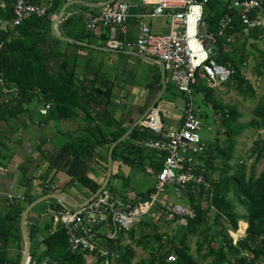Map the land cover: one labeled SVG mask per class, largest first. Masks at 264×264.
I'll return each instance as SVG.
<instances>
[{
    "label": "trees",
    "instance_id": "1",
    "mask_svg": "<svg viewBox=\"0 0 264 264\" xmlns=\"http://www.w3.org/2000/svg\"><path fill=\"white\" fill-rule=\"evenodd\" d=\"M28 1L32 3L40 2V0ZM62 5V0H50L45 16L31 18L7 31L0 29V43H2L0 49V79L2 80V84H0V122L7 123L10 120H15L19 115L30 113L29 105L33 101L37 104L42 103V105L50 104L48 113L41 117L40 123H46L52 118L72 119L77 116L78 112H82L84 116L89 117L96 108L105 107L109 102L112 94V84L106 81L105 78L83 79V81L76 83V61H74L73 57L67 56L61 46H70L77 50L87 48L63 42L52 34V16L60 10ZM12 8L13 0H0V20H10L12 18ZM226 12V3L220 0H211L206 4L207 15L205 19H207L209 30L214 32L218 38L217 50L219 53L217 62L229 68H237V63L227 52V44L219 29L220 19ZM63 23L66 26V24L71 23V20L68 19L63 21ZM238 27V19L235 18L227 32L240 33L241 30ZM64 34H67L66 36L69 38L87 43H91L90 38L96 36L100 39V46L104 47L106 45L107 36L104 33L93 36L94 34L87 31L80 34L67 31ZM251 36H258V32H252ZM54 60L61 61L53 66L52 62ZM236 74H232L230 80ZM154 84L158 86V90L162 87L158 76H155ZM4 88H15L16 93L9 94L4 92ZM200 91H205L208 97L213 92V90L206 89L203 85H199L195 90L196 93ZM212 107L218 110L222 117L226 138L221 146L218 144L217 139H213L212 142L207 141L205 155L201 158L205 178L211 188L210 190H205L203 187L190 186L183 194V197H188L190 205L196 210V217L182 227L184 232L177 244L174 243V237H168L165 242L158 235H155V238L152 239L150 237L145 238L142 231L139 233V239L136 240V244L142 245L146 249L149 248L151 251L149 258L140 264H193L191 257L187 255L186 238L187 234L193 233L199 228H202L201 234L206 242L211 244L215 240V235L206 233L208 230V210L199 209L197 199H200L203 195H207V198L210 196L209 205L216 208L215 222H218L219 218L224 219L234 231L237 230L239 220L247 223L246 236L239 241L240 247L233 248L230 245V239L227 240L228 244H225L221 238L219 239L221 244L218 249L209 247L208 253L204 255H212L214 257V260L209 264H247L245 257L237 258L235 256L243 249L250 253L252 257L264 256V239H258L264 233V171L257 179L252 176L246 178L244 166L237 164L235 173L228 174V169H230L228 161L234 154L235 138L247 126L264 128V99L260 100L256 105L254 118L249 125L239 123L240 114L235 106L213 101ZM96 114L98 115V113ZM197 114L206 121L210 119L206 114H199L198 112ZM103 118L105 119L106 115L99 114L95 119L99 123H94L93 125L92 122L95 120L92 119L84 129L85 138L75 139V141L69 143V156L62 165V169L68 176L72 177L76 173L83 158L91 159L96 148L103 145L110 146L124 134L125 131L122 130L112 135L110 139H106V135L100 127L101 124H105ZM203 118L201 120L204 122ZM8 119L9 121H7ZM146 137L149 136L138 125L132 130L127 139L114 147L112 157L119 156L124 162L129 163L130 161L135 162V158L132 156H136L140 160L141 154L146 150L138 147L135 141ZM254 152H258V156H261L264 152V144L261 147L259 143H256ZM45 156L51 161L54 154L49 155L47 152ZM4 159L0 152L1 165H4ZM218 159L222 165L219 171L220 178L212 180L210 176L216 170L215 162ZM150 164L155 173L160 170L162 165L160 161L156 160H151ZM27 189L24 203L11 201L6 207L7 210L4 213L1 212L2 214L0 213V264H19L18 261L14 263L9 256L8 249L13 242H18L20 237L22 239L20 230L21 214L26 208L25 204L29 205L36 199L29 193L30 188ZM44 189L45 191L42 195L56 192V189L48 185H45ZM96 190L92 191V195ZM151 191L152 189L148 190L143 199H147ZM229 194L235 196L234 200L228 198ZM235 201L246 208L247 214L236 213ZM151 221V219L141 220L126 233L131 239H134L136 233L134 228L136 226L144 230L150 227L156 231L157 225ZM28 233L33 245L37 241L36 231L29 228ZM124 234L125 231H120L116 241H107V246L119 253L118 258L112 260L109 264H128L132 259L134 255L132 249L128 246H121ZM217 235L227 237L221 230L217 232ZM146 240L151 242V244L147 245ZM36 243L38 246H44L41 255L43 258H48L50 264H84L83 255L70 249L65 230L62 227L53 233L47 234ZM54 247L63 249V253L55 258L52 256ZM37 248L34 247L33 249L32 247L30 255L37 258V260H41L43 258H40L41 255L37 254ZM171 255H174V261L170 259ZM101 260L102 258L96 264Z\"/></svg>",
    "mask_w": 264,
    "mask_h": 264
},
{
    "label": "built area",
    "instance_id": "2",
    "mask_svg": "<svg viewBox=\"0 0 264 264\" xmlns=\"http://www.w3.org/2000/svg\"><path fill=\"white\" fill-rule=\"evenodd\" d=\"M211 0H139V10L131 14L132 0H114L94 9L86 19L85 30L91 34L104 33L105 47L113 50H130L152 57L163 64L165 76L170 83L189 100L185 102L179 126L165 129L157 105L139 124L149 137L135 141L138 147L155 153L161 168L154 174V184L147 199H119L103 190L84 207L66 206L53 211L65 230L69 247L73 252L90 254L96 259L88 264H109L119 253L107 246L116 241L120 231H129L145 219L165 220L186 226L196 217V210L184 202L183 194L188 188L203 187L210 190L205 178L203 162L206 143L212 126L205 124L191 103V95L199 85L207 88L225 84L232 70L217 62V35L209 30L205 20V6ZM226 3L227 12L220 19V33L228 45L233 33H228L233 19L237 18L239 29L245 35L264 32V0H220ZM50 0L32 3L13 0L12 18L0 20V29L7 31L22 22L46 15ZM133 17L137 27L136 37L129 41L127 23ZM161 17L168 21L169 33L154 32L148 22ZM2 43H0V49ZM0 84L2 80L0 79ZM4 92L16 93V89ZM50 104H43L39 112L46 115ZM8 168L0 164V173ZM45 183L41 182L44 188ZM47 186V185H46ZM179 202L169 200V193ZM7 195V203L14 200ZM106 228V229H105ZM104 229V230H102ZM101 238L104 240L102 244ZM103 242V241H102ZM174 261V255L170 256ZM26 264H50L48 258L37 260L29 255Z\"/></svg>",
    "mask_w": 264,
    "mask_h": 264
},
{
    "label": "rangeland",
    "instance_id": "3",
    "mask_svg": "<svg viewBox=\"0 0 264 264\" xmlns=\"http://www.w3.org/2000/svg\"><path fill=\"white\" fill-rule=\"evenodd\" d=\"M206 15L207 14L205 6V17ZM55 16L56 14L52 16V19ZM205 20L207 22V19ZM148 22L154 32H162L166 34L169 33V23L165 19L158 17L153 20H148ZM68 47L70 46H61V49L65 51L66 55H68L66 51ZM226 48L230 57H232L237 63V68H231L232 74H238H236V76H233L231 80L229 79L230 81L225 84L214 86L212 88L206 87V89L213 90L212 94H210L209 97L207 96V93L205 91H200L198 93L194 92L190 98L193 107L199 114H206L210 117L208 121L201 117L203 118L205 124H209L212 126V130L210 131V138L207 139L209 140L208 142H212L213 139H217L220 146L223 145L226 138L225 127L222 124V117L220 113L218 112V110L212 107L213 101L221 104L235 106L238 113L240 114L238 118L239 123L249 125L250 121L254 118V109L256 105L260 100L264 99V32L263 35L259 36H248L242 32L237 33L236 35H234L233 41L230 44L226 45ZM95 55L98 56L91 58V62L93 61V64H90L83 59L78 62L77 53H74V56L72 57L74 58V61H76V83L83 81V79L105 78L106 81L112 84V86L121 89L124 86L126 87V85H128L127 83L129 82L131 86H134L133 88H136L140 97H142V95H146L150 91L152 92L150 84L152 75L154 73L158 74L157 76L161 83V71L159 66H156L154 63L148 60L135 58L133 56H128L121 53L97 52V54ZM126 80L128 82H126ZM166 86L167 90L164 92L162 99L157 103V107L159 108L160 116L165 126H175L177 117L180 114V111L183 108L185 102L188 101L189 98L180 93L170 83L168 77L166 78ZM42 106V103L37 104L33 101L29 105V110L36 111L38 112V115L40 117H43L45 115H42L39 112ZM21 120H26L24 114L19 115V117L15 120L9 121L8 119L7 121L9 122L7 123L0 122V145L3 144L1 146L5 147L3 148L0 146V152L5 154L7 157H11L12 154L17 153V151L19 150L18 148L21 149ZM235 140L236 145L234 148V154L228 161V165L230 166V169H228V174H234L237 164H241L244 166L246 178L252 176L257 179L259 175L264 171V152L261 156H258V152H254V148L256 147V143H259L261 147L263 146L264 128L247 126L241 132V134L235 138ZM106 153L107 151L105 149L103 151V154ZM141 155H145V152H143V154ZM134 158L137 161L134 159L136 163L134 164V169L132 170L131 174H129V179L130 183L133 186V191L135 193H140L148 188L150 189L153 187L155 172L151 167V161L147 162L144 158H140L139 160L136 156H134ZM142 166H145V169ZM215 166L216 170H214L210 176L212 180H218L220 178L219 171L222 165L219 159L217 160V162H215ZM135 173L137 174L135 175ZM113 184L114 180L112 178L107 189L111 191V187L113 186ZM5 186L6 184L2 185L1 183L0 213H4V211L7 210L6 207H8L10 203H7L8 193L5 192L7 188V186ZM167 192L170 195L168 197L169 200L179 202V199L173 197V194H171L170 191ZM207 197V195H203L200 199H197V201L200 210H208V230L206 231V233L208 235H215V240L211 244L206 242L201 234L202 228L197 229L193 233L187 234V255L191 257L193 264H209L210 262H212L214 260V257L212 255H204L208 253L209 247H214L215 249H218L220 247V238L224 240L225 244L227 243V240L230 239V245L233 248H238L240 247L239 241L246 236L247 223L242 220H239L236 231H234L230 224L224 219L219 218V221L215 222L217 211L216 208L209 205L210 196L209 198ZM228 198L234 200L235 196L233 194H229ZM183 199L185 203L190 204L187 196H184ZM25 205V207L28 206V204ZM234 205L237 214H247L246 208L240 203L235 201ZM60 209L62 208L59 204H55L54 200H48L38 204L32 211L36 210L40 214H43L49 210L59 211ZM41 219H44L42 221H45L42 226L44 230H46V232L51 231V233H53L61 228L60 222L57 220L58 218L51 212H49L48 215L41 217ZM151 222H154L157 225L156 231H154L150 227H147L144 230L143 228L141 229L140 227L136 226V228H134V230L136 231L134 239L130 238L128 233H126L127 231L123 235L121 246H128L134 252L133 257L128 262V264H140L149 258L151 252L150 249H146L142 245L136 244V240L139 239V233L141 231L144 233L145 238L150 237L153 239L155 238V235H158L162 237L165 242L167 241L168 237H174V243L176 244L178 243L182 236V233L184 232V230L182 229V227L184 226H180L174 222H166L162 219H153ZM26 227L27 230H29L27 221ZM48 229H50V231H47ZM219 230H221L222 233L226 234L227 237H223L222 235L218 236L217 232ZM258 239H264V233L261 234ZM105 240L106 238L104 240L101 238L100 242L103 244ZM38 241H40V239H38L37 236L36 242ZM36 242H34L33 245L31 244V248L33 247L34 249V247H38ZM146 243L147 245L151 244V242L147 240ZM23 250V237L22 239L20 237V239H18V242H13L12 245H10L8 253L9 256L13 259L14 263L18 261V263L20 264ZM42 251L43 249L37 248L38 255H41ZM52 251V256L54 258L63 253V249L61 247H54ZM77 253L83 255L84 264L94 262V260L96 259V257L90 254L83 253V251H81V253ZM235 256L237 258L245 257L247 264H264L263 255L252 257V255L250 253H247L244 249ZM40 258H43L42 255Z\"/></svg>",
    "mask_w": 264,
    "mask_h": 264
},
{
    "label": "crops",
    "instance_id": "4",
    "mask_svg": "<svg viewBox=\"0 0 264 264\" xmlns=\"http://www.w3.org/2000/svg\"><path fill=\"white\" fill-rule=\"evenodd\" d=\"M69 1L75 0H62L63 4ZM80 1H84L86 5L77 3L69 6L65 10L63 19L57 25L59 33L64 37H67V34H64L67 31L73 32L74 34L86 32L84 23L88 18V15L94 9H97V7L92 5H98L107 0ZM132 2L136 6L131 8V14H135L139 10H145L143 8H138L139 0H132ZM68 19L71 20V23H68V25L66 24V26H64L63 21ZM52 20L53 19H51V21ZM136 33L137 27L133 17H131L127 23L126 39L129 41L133 40L136 37ZM90 42L91 43L89 44L102 47L99 45L100 39L96 36L91 37ZM66 51L68 54L67 56H70L71 58L76 52L78 62L83 59L90 64H93V61L91 62V58L98 56L95 55L97 52H106L94 48L76 50L73 47H68ZM60 61L61 60H54L52 65L55 66ZM152 63H154L156 66H159L161 71L159 63ZM157 75V73L152 75L150 84L152 92L150 91L146 95H142V97L139 96L136 88H133L134 86H131L127 80L126 82H128V85H126V87L124 86L123 88L118 89L113 86L112 94L107 105L102 108H96V110L92 112L91 116L89 117L84 116L82 112H78L77 116L72 119L52 118L46 123H40L39 120H41V117L38 115V112L31 111L30 113L27 112V115L24 114L26 120H21V149L18 148L19 150L17 153L12 154L11 157H7L1 152L5 158L3 160L4 165L2 166L7 167L8 172L5 174L0 173V187L1 183L2 185L6 184L7 188L5 192L8 193L7 195H13L15 197L13 201L19 203H24L25 193L28 191L27 188H30L29 193L35 198L42 196L45 189L41 186V182H44L49 187L56 189V192L67 195L74 202L83 203L87 201L89 197L92 196V191L94 189L98 190L106 179V175L108 173V151L112 144L110 146L103 145L96 148L91 159L83 158L82 163L76 173L70 177L62 169V165L69 156V143L71 141H75V139H84V129L87 127L88 123L91 122L92 119L95 120L99 114L106 115V118H103L105 120V124L100 125L104 131V134L106 135V139H110L112 135L118 133L119 131L124 130L126 132L136 121L142 117V115L156 100L157 95H159L161 88L158 90V86L154 84L155 76ZM183 108L177 117L175 126H165L161 118L165 129L175 128L180 125ZM96 113H98V115ZM94 123H99V121L95 120L92 122V125ZM1 147L5 148L4 146ZM105 149L107 153L103 154ZM47 152L49 155L54 154L51 161H49L45 156ZM143 156H141V158H144L147 162L156 160L155 153L150 151H145V155ZM135 163L136 161L134 163L131 161L130 163L124 162L119 156L114 158L112 157L111 175L104 189L109 191V193L115 196V198L117 197L122 200H139L141 197H144L147 191L152 188H148L140 193H135L133 191L129 174H131L132 170L134 169L133 167ZM142 167L144 168L145 166ZM136 174L137 173H135V175ZM112 178L114 180V184L110 191L107 188L109 187L110 180ZM54 201L55 204H59L61 208L65 207V204L61 203L60 201ZM31 211L28 213L27 218L28 227L32 230H35L38 239L41 240L47 234L51 233L50 229H48L50 232H46V230H44L42 225L45 223V221H42L44 219H41V217L48 215L49 212L53 214V211L49 210L43 214H40L36 210L32 212ZM38 248L44 250L43 245H39Z\"/></svg>",
    "mask_w": 264,
    "mask_h": 264
},
{
    "label": "water",
    "instance_id": "5",
    "mask_svg": "<svg viewBox=\"0 0 264 264\" xmlns=\"http://www.w3.org/2000/svg\"><path fill=\"white\" fill-rule=\"evenodd\" d=\"M113 1L114 0H107V1H104V2H102L100 4H98V5H92V6H95V7L99 8V7L104 6V5L108 4V3H112ZM77 3L82 4V5H86V3L84 1H80V0L66 2L65 4L62 5V7L58 11L57 15L53 18L52 24H51V30H52L53 35L56 38H58L61 41L66 42V43H71V44L82 46V47H86V48H94V49H98V50H102V51H106V52H113V53H124V54L130 55V56H134V57L141 58V59H144V60H148V61H151V62H157V63H159V65L161 67V85H162V87H161L160 94L158 95L156 100L153 102V104L150 106V108L116 142H114L110 146L109 151H108V173L106 175V179H105L104 183L99 187V189L92 196H90L87 201H85L83 203H77V202H74L73 200H71L67 195H65L63 193H59V192L47 193V194L42 195L41 197L36 198L34 201H32L24 209V211L21 214V219H20V230H21L22 237L24 239V250L22 252V259H21L20 264H26L27 263L28 257L30 255V249H31V240H30L29 233H28V230H27V227H26V221H27V218H28V213L37 204H39L41 202H44L46 200H57V201H60L61 203L65 204V205H67V206H69L71 208L84 207L88 203L93 201L104 190V188H105V186H106V184H107V182H108V180L110 178L111 166H112V153H113L114 147L118 143L124 141L129 136V134L132 132V130L141 123V121L149 113V111L152 108H154L156 106V104L161 100V97H162V95L164 94V92L166 90V76H165V71H164L163 64L158 62L154 58L148 57V56H145V55H142L140 53H137V52H134V51H130V50H113V49H109L107 47H98V46H94V45L89 44V43L84 42V41H78V40H75V39H72V38H68V37L62 36L59 33V31L57 30V25L63 19L65 10L69 6H71L73 4H77Z\"/></svg>",
    "mask_w": 264,
    "mask_h": 264
}]
</instances>
